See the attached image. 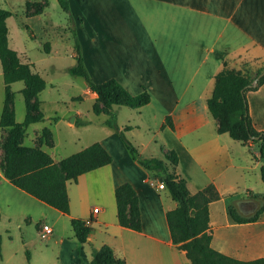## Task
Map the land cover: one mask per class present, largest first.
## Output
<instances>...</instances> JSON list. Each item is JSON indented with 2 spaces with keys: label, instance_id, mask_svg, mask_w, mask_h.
Returning a JSON list of instances; mask_svg holds the SVG:
<instances>
[{
  "label": "crops",
  "instance_id": "1",
  "mask_svg": "<svg viewBox=\"0 0 264 264\" xmlns=\"http://www.w3.org/2000/svg\"><path fill=\"white\" fill-rule=\"evenodd\" d=\"M77 2L78 9L72 11L74 27L89 72L96 68L93 79L101 82L115 77L133 94L144 88L151 94V101L141 107H130L128 111L117 107L118 124L131 126L130 132H145L144 137L133 141L143 156L158 157L154 148L162 156L165 150L177 151L176 172L188 180L192 192H201L208 202L214 248L239 259L264 257V210L256 221L244 223L235 221L229 213L230 204L245 216L254 215L263 205L264 152L252 141L243 143L228 132H219L218 121L207 103L224 61L229 67L240 68L245 61L264 59V0ZM8 37L10 45L9 33ZM18 53L23 62L32 63L38 71L32 61ZM85 93L94 104L96 92L87 85ZM246 98L254 127L264 131V83L247 90ZM42 103L40 99L41 110ZM2 107L3 103L0 114ZM42 112L43 119L36 122L45 119ZM120 112H125L123 122L119 121ZM167 115L172 117L174 128L165 123ZM81 116L82 111L76 110L73 122L94 126L96 132L99 126L106 128L103 136L93 142H101L112 161L82 173L76 181L68 180L69 214L18 188L4 175L2 141L8 131L0 125V219H18L16 224L22 228V222L40 220V209H45L57 219L67 216L70 223L72 217L90 221L91 231L85 243L81 244L74 233L71 253L66 255L69 264H90L93 249L103 244H109L126 264H191L172 239L167 212L177 203L167 188H161L155 173L131 156L107 119L83 120ZM16 120L19 121L17 117ZM27 127L24 144L27 136L30 138ZM44 128L51 129L37 127L32 144L26 145L41 146L59 162L66 156H54L53 133L49 138L52 144L41 142ZM124 182L131 183L137 191L141 230L122 226L118 221L115 189ZM95 207L99 208L96 212ZM43 223H37L40 234ZM60 241L62 255L65 241Z\"/></svg>",
  "mask_w": 264,
  "mask_h": 264
},
{
  "label": "trees",
  "instance_id": "2",
  "mask_svg": "<svg viewBox=\"0 0 264 264\" xmlns=\"http://www.w3.org/2000/svg\"><path fill=\"white\" fill-rule=\"evenodd\" d=\"M59 1L70 14L73 22L74 15L69 0ZM37 4L40 5V3ZM42 11L43 9L33 14ZM10 15H12L11 10L0 7V62L5 84L0 125L8 131L2 141L1 168L4 175L15 186L61 212L69 214L68 180L76 181L82 173L110 163L112 155L101 142L96 141L55 162L50 153L41 146L24 144L26 127L32 122L43 119L44 114L38 95L46 87L47 81L33 69L32 63L23 62L18 51L9 45L7 18ZM73 29L76 63L69 67V71L84 77L89 89L97 94V100L93 104L94 112L97 114L104 112L110 116L106 123L119 134L131 156L146 169L153 171L176 201L177 205L167 212V220L173 242L177 247L185 251L191 264H264V257L239 259L212 246L208 202L201 192H192L188 180L176 172L179 162L177 151L165 150L164 145H161L169 163L159 157L143 156L138 147L126 136V130L131 126L121 127L118 124L116 106L141 107L151 101L150 92L144 88L141 92L133 94L115 77L101 82L95 81L85 64L77 31L75 27ZM262 60V65L258 66H255L258 61H245L240 68L229 67L227 61H224L223 69L215 75V86L207 103L210 112L218 121L219 132H228L231 137L243 143L252 141L258 145L261 152H264V131L254 127L246 98L247 90L257 89L264 83V74L255 82L257 76L264 70V59ZM18 80H23L25 83L22 92L26 104V115L21 122L16 120L14 93L11 86ZM165 121L174 128L170 115L166 116ZM51 137V129L44 128L41 142L46 140L48 144H52L49 139ZM261 172L264 180V164ZM115 197L119 223L125 227L141 230L139 197L134 186L129 182L118 185L115 189ZM263 210L264 203L254 215L245 216L240 214L233 204L229 205L230 215L240 223L256 221ZM89 222L82 218H71L73 231L81 244L87 241L90 234ZM90 264H126V261L118 257L109 244H103L93 249Z\"/></svg>",
  "mask_w": 264,
  "mask_h": 264
},
{
  "label": "rangeland",
  "instance_id": "3",
  "mask_svg": "<svg viewBox=\"0 0 264 264\" xmlns=\"http://www.w3.org/2000/svg\"><path fill=\"white\" fill-rule=\"evenodd\" d=\"M70 1L71 11L77 10L79 7L77 0ZM0 7L12 11V15L7 18L10 46L18 50L25 60L32 61L47 81L46 87L39 94L46 117L43 121L27 127L30 138L27 136L25 143L32 144L30 140L34 136V129L48 126L55 140L54 156L60 157L67 156L80 146L90 144L103 136V129L106 128H101L102 126H99V132H96L92 129L94 126H83L81 123L73 122L76 110L82 111L83 120L90 117L104 120L109 119L110 116L106 113L94 112L93 101L85 93L87 83L84 77L69 71V67L76 63L74 21L72 22L70 14L62 7L60 1L0 0ZM42 9L44 10L37 15H30ZM262 62L263 60L258 61L255 66ZM91 70L90 75L94 78L92 74L96 73V68L92 67ZM24 86L23 80L12 84L15 114L19 121H23L26 114L22 92ZM4 98L5 84L0 62V105ZM117 107V110H131L124 105ZM125 119V112H120L119 121L123 122ZM144 134L145 132L140 129H135L134 132L126 130V136L132 142L137 140L138 136L144 137ZM149 150L147 152H150ZM154 151L158 153V157L169 163L165 155L162 156L156 148ZM166 192L168 193L167 189ZM39 218L42 223L53 225L52 233L44 232L45 236L43 232L39 233L37 223L40 220L22 222L20 228L16 224L18 219H13L12 222L4 218L0 219V264H69L66 255L71 253V243L76 239L70 219L67 216L57 219L53 212H47L45 209H40ZM61 239H64L65 243L62 245L64 247L61 251L62 255H59ZM27 251L30 252V256Z\"/></svg>",
  "mask_w": 264,
  "mask_h": 264
},
{
  "label": "built area",
  "instance_id": "4",
  "mask_svg": "<svg viewBox=\"0 0 264 264\" xmlns=\"http://www.w3.org/2000/svg\"><path fill=\"white\" fill-rule=\"evenodd\" d=\"M158 185L161 188L165 187V184L163 182H159ZM98 210H99V208H97V207L94 208L95 212L98 211ZM52 231H53V228H52V226L50 224H48V223H43L42 224V232H43L44 236H45V233H52Z\"/></svg>",
  "mask_w": 264,
  "mask_h": 264
},
{
  "label": "water",
  "instance_id": "5",
  "mask_svg": "<svg viewBox=\"0 0 264 264\" xmlns=\"http://www.w3.org/2000/svg\"><path fill=\"white\" fill-rule=\"evenodd\" d=\"M264 74V70L257 76V78L255 79V82L258 80V78L260 77V76H262Z\"/></svg>",
  "mask_w": 264,
  "mask_h": 264
}]
</instances>
